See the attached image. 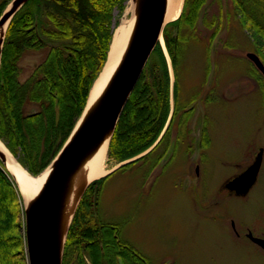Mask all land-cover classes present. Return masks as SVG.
I'll use <instances>...</instances> for the list:
<instances>
[{"label": "trees", "instance_id": "1", "mask_svg": "<svg viewBox=\"0 0 264 264\" xmlns=\"http://www.w3.org/2000/svg\"><path fill=\"white\" fill-rule=\"evenodd\" d=\"M126 1L28 0L12 17L0 61V139L31 175L51 163L73 130L106 61L114 10L121 13ZM8 2H0V13ZM203 2L184 0L179 18L162 33L175 76L174 108L164 134L148 153L110 175L140 161L152 159L151 168L155 166L169 148L171 127L182 110L180 122L186 121V102L180 103L176 82L186 40L182 29L194 28ZM232 2L240 25L251 31L264 65V0ZM40 5H44V22L34 9ZM27 52H44L45 56L23 79L20 61ZM167 68L163 49L157 44L110 139V160L119 163L136 157L159 138L170 110ZM202 144L206 146L205 139ZM110 175L91 182L84 191L67 232L62 264H151L122 238L121 225L99 218L100 186ZM21 204L14 182L0 166V264H27Z\"/></svg>", "mask_w": 264, "mask_h": 264}, {"label": "rangeland", "instance_id": "2", "mask_svg": "<svg viewBox=\"0 0 264 264\" xmlns=\"http://www.w3.org/2000/svg\"><path fill=\"white\" fill-rule=\"evenodd\" d=\"M128 1L121 13L114 10L112 37ZM203 1L194 28L182 29L186 40L176 82L180 103L186 102V121L180 122L182 110L171 127L169 148L155 166L151 168L152 159L140 161L103 181L98 215L104 222L121 225L122 238L151 264H264V253L244 237L236 238L232 230L264 229V84L254 76V65L246 57L257 52L232 0ZM183 5L184 0L181 12ZM39 7L34 9L44 22V5ZM4 40L5 36L1 54ZM157 44L168 65L171 114L175 76L163 36ZM44 56V52H27L20 61L21 78ZM203 127L206 146L202 139L200 143ZM176 135L179 146L172 154ZM260 149L256 182L245 196H230L224 184L242 173ZM119 163L110 160L107 152L110 168Z\"/></svg>", "mask_w": 264, "mask_h": 264}, {"label": "water", "instance_id": "3", "mask_svg": "<svg viewBox=\"0 0 264 264\" xmlns=\"http://www.w3.org/2000/svg\"><path fill=\"white\" fill-rule=\"evenodd\" d=\"M26 2L28 0H11L0 16V27L6 24L7 29L14 14ZM134 9L136 19L133 32L114 75L95 106L88 108V100L92 87L108 61V51L106 63L91 86L80 117L69 137L51 161V172L43 188L28 206L24 207L27 264H62L64 244L69 227L65 236L62 237L61 219L69 180L83 160L106 137L109 138V144L117 122L152 51L157 43L161 44L162 32L165 26L164 15L166 11V0H137ZM4 36L5 31L0 39V45L3 43ZM246 57L264 78V65L259 56L249 52L246 54ZM170 119L171 114L160 137L146 152L132 160L119 163L116 168L110 170L107 174L149 152L161 138ZM262 153L263 150L260 149L254 161L242 173L232 180H229L225 184V187L235 190L239 195H246L257 180L262 162ZM6 160V155L0 153V162L4 167L6 166ZM89 184L82 188L76 208ZM249 237L264 251V239L253 237L251 234H249Z\"/></svg>", "mask_w": 264, "mask_h": 264}, {"label": "bare ground", "instance_id": "4", "mask_svg": "<svg viewBox=\"0 0 264 264\" xmlns=\"http://www.w3.org/2000/svg\"><path fill=\"white\" fill-rule=\"evenodd\" d=\"M136 1L137 0L128 1L125 17L114 30L108 61L92 87L88 100V108L95 106L121 62L135 25L136 15L134 6ZM182 4L183 0H166L164 24L175 20L180 15ZM5 29L6 24L0 27V39ZM108 139L109 138L106 137L105 140L83 160L69 180L61 219L62 237L65 236L69 224H71L70 221L72 220L82 188L88 183L102 178L110 170L114 169L110 168L107 164ZM0 153L6 155L7 160L5 168L11 175L9 177L17 188L23 207H27L43 188L51 172L52 164L50 163L41 173L34 176L15 159L1 140Z\"/></svg>", "mask_w": 264, "mask_h": 264}, {"label": "flooded vegetation", "instance_id": "5", "mask_svg": "<svg viewBox=\"0 0 264 264\" xmlns=\"http://www.w3.org/2000/svg\"><path fill=\"white\" fill-rule=\"evenodd\" d=\"M180 114V113H179ZM181 118V116H180ZM180 132V131H179ZM206 137V143H207V136L205 134V128L203 127L202 128V131H201V137H200V143H201V139L203 141V139ZM180 141V137L179 135H176V138H175V141L173 143V147H172V154H175V152L177 151V146L178 143ZM200 147L203 149L204 147L201 146L200 144ZM205 156V154L203 155V157ZM196 174H198V166H196ZM239 175V174H237ZM237 175L233 176L232 178L228 179L229 180H232L234 177H236ZM226 181V183L228 182ZM225 183V184H226ZM225 184L223 186V188L228 192V194L230 196H236V197H242V196H245V195H239L235 192V190H232V189H229V188H226L225 187ZM233 230V233L235 235L236 238L240 239V238H245L246 240H248L252 245H254V247H256V249L260 250L261 252L264 253L263 249L257 244L255 243L254 241L251 240V238L249 237V234H251L253 237H258V238H261V239H264V229H261L262 231L261 232H258L257 229H244V231H240L239 229H232Z\"/></svg>", "mask_w": 264, "mask_h": 264}]
</instances>
